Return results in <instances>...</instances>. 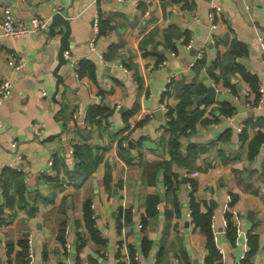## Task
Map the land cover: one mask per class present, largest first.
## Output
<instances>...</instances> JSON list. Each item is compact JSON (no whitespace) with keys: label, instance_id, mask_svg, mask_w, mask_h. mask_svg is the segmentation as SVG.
Returning a JSON list of instances; mask_svg holds the SVG:
<instances>
[{"label":"crops","instance_id":"1","mask_svg":"<svg viewBox=\"0 0 264 264\" xmlns=\"http://www.w3.org/2000/svg\"><path fill=\"white\" fill-rule=\"evenodd\" d=\"M263 6L0 0V23L30 29L60 7L78 61L56 73L61 27L0 26V79L15 85L0 106V264H264Z\"/></svg>","mask_w":264,"mask_h":264},{"label":"built area","instance_id":"2","mask_svg":"<svg viewBox=\"0 0 264 264\" xmlns=\"http://www.w3.org/2000/svg\"><path fill=\"white\" fill-rule=\"evenodd\" d=\"M57 1V0H54ZM264 8V6H263ZM56 13H60V7H55L54 8ZM220 11V8L217 5L212 6V11L210 13L211 20L214 21L216 18V13ZM196 20H198V17H195ZM100 21L101 18L99 14L96 16L94 23H93V38L90 42V45L92 48H94L95 43L100 36ZM32 23V28H28L25 26L22 22H19L16 17L12 14H7L4 16L3 20L0 23V26L3 30V34L6 37L15 39L17 37H22L25 36L31 32H43L47 31L50 25V20H42L38 18H34L31 20ZM262 44V48L264 50V43ZM65 56H67L72 68L77 69L78 68V61L72 60V58L69 56V53L66 51ZM7 64L10 68H12L14 71H21L23 65H24V58L18 56L15 52H12L9 54ZM15 85L12 79H7V78H2L0 79V106L2 105L3 102L7 101L10 99V97L13 94ZM42 94L45 96L46 93L42 92ZM4 120L0 117V129L4 127ZM34 129L38 134H43L45 133V130L42 125L40 124H35ZM21 161L24 162V158L20 157ZM198 174H195L197 176ZM0 186H2V177L0 176ZM194 187L189 185L188 191L191 193L193 192ZM192 194V193H191ZM191 198V195H190ZM229 211V207L226 209ZM94 217V216H93ZM140 228L144 229V225L140 224ZM238 230V229H237ZM239 232H241L239 230ZM134 260H138V255L136 254L134 256Z\"/></svg>","mask_w":264,"mask_h":264},{"label":"water","instance_id":"3","mask_svg":"<svg viewBox=\"0 0 264 264\" xmlns=\"http://www.w3.org/2000/svg\"><path fill=\"white\" fill-rule=\"evenodd\" d=\"M58 27L62 28L63 35L61 36V48L59 52V66L56 70V73H58V70L63 65L67 64V61L64 55H65V52L68 51L70 48V43H69V38H70V33H71L70 22L67 19H65V17L60 13L54 15L53 20L49 25L50 34L52 37L56 36V29ZM215 97H216L215 89L213 87L209 88V94L206 99L209 101H213Z\"/></svg>","mask_w":264,"mask_h":264},{"label":"trees","instance_id":"4","mask_svg":"<svg viewBox=\"0 0 264 264\" xmlns=\"http://www.w3.org/2000/svg\"><path fill=\"white\" fill-rule=\"evenodd\" d=\"M100 25H101V21H100ZM99 31H100V35H101V27L99 28ZM6 174V173H5ZM4 174V176H5ZM6 178V177H5ZM5 186V183H4V177L2 176V188ZM84 211H85V221H86V224H87V228L89 229V231L91 232L92 234V237L94 238V240H96L97 242H102L101 239H99V236H98V230L95 228V220H94V217H93V212H92V208H91V205L90 203H87L84 207ZM207 223V222H206ZM143 224V223H142ZM144 227H145V224H143ZM230 227H232L230 225ZM63 236V235H62ZM206 237H207V240H208V245L209 247L212 249V251L214 252L215 251V245H214V241H213V236H212V233L211 232H208L206 231ZM21 244H24L23 242ZM25 250H27L26 247H24ZM29 255V253H28ZM27 255V257H28ZM216 256V255H214ZM27 264V263H26Z\"/></svg>","mask_w":264,"mask_h":264}]
</instances>
